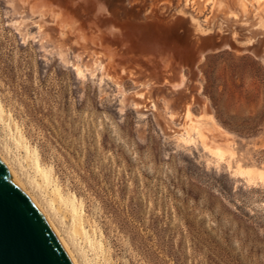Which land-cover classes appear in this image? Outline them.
<instances>
[{"label":"rangeland","instance_id":"obj_1","mask_svg":"<svg viewBox=\"0 0 264 264\" xmlns=\"http://www.w3.org/2000/svg\"><path fill=\"white\" fill-rule=\"evenodd\" d=\"M44 2L116 52L0 0V162L71 263L264 264V0Z\"/></svg>","mask_w":264,"mask_h":264},{"label":"water","instance_id":"obj_2","mask_svg":"<svg viewBox=\"0 0 264 264\" xmlns=\"http://www.w3.org/2000/svg\"><path fill=\"white\" fill-rule=\"evenodd\" d=\"M223 48L215 43L200 55ZM256 56L264 57V45ZM0 264H72L46 220L1 162Z\"/></svg>","mask_w":264,"mask_h":264},{"label":"bare ground","instance_id":"obj_3","mask_svg":"<svg viewBox=\"0 0 264 264\" xmlns=\"http://www.w3.org/2000/svg\"><path fill=\"white\" fill-rule=\"evenodd\" d=\"M12 6L13 9L19 8L22 11H26L28 12V14L30 16H35L38 18V21L44 22L46 20V18H51L54 20V23L56 25H58L59 28L63 29H68L71 32L75 31L77 34L78 39L84 43V44H91V45H95V42H98V47L100 49H103L105 53H101L99 52L97 55V58H99L96 61H99L101 58L105 57L107 58L108 62L110 63L113 58L115 57V49L112 47H106L103 46L100 41H96V40H101V36L102 34L99 33L98 37L96 36H87L84 32H80L79 30H75L76 28V24L74 21L70 20L67 17H64L59 11L55 10V8L51 7L49 4L47 5L44 0H8ZM41 30V28H40ZM98 38V39H97ZM104 54H106L104 56ZM95 61V62H96ZM100 69L102 72V76L107 79L110 80L111 82H113L116 86H119V78L121 77H132L134 75L135 69L133 68H129L128 66H119V71L117 73V78H114V76L112 77V75L106 71V67L103 63L100 62ZM173 72H177L179 74V80L178 81H174L170 84V87L172 88V90H178L180 88H182L184 86V82H185V77L182 74V69H178L176 71ZM122 103L125 102V98H122L121 100ZM133 108L135 110H140L141 104L137 101L133 100ZM189 113V112H187ZM159 118L163 121L165 126H168V121L165 120L164 118L160 117ZM163 131V129H162ZM198 138L200 140V142L204 145L205 148L211 150L214 153H218V150H213L211 148H209V141L207 136L205 135V133L198 131L197 132ZM75 217H77L78 219L80 218V212L76 209H72ZM77 221V220H76ZM79 221V220H78Z\"/></svg>","mask_w":264,"mask_h":264},{"label":"crops","instance_id":"obj_4","mask_svg":"<svg viewBox=\"0 0 264 264\" xmlns=\"http://www.w3.org/2000/svg\"><path fill=\"white\" fill-rule=\"evenodd\" d=\"M178 80H179V74L177 75V78L174 81H178ZM201 104L203 105V97L197 94L194 96L190 94L183 102V105L181 107L182 110L179 112L180 123L182 122L183 124L181 125V127H176V126L174 127H176V129H179V132L183 131V133H185V132L191 131L193 127L195 126L199 130L204 131L207 134H209V136L212 139V142L216 144L223 139V137L221 136L218 130V127L211 123H205V124L202 123L200 116H197L194 113V109L196 107H199V105ZM171 117L172 116H169V119H167L166 117L165 118L168 122L172 123Z\"/></svg>","mask_w":264,"mask_h":264},{"label":"trees","instance_id":"obj_5","mask_svg":"<svg viewBox=\"0 0 264 264\" xmlns=\"http://www.w3.org/2000/svg\"><path fill=\"white\" fill-rule=\"evenodd\" d=\"M224 126H225V128L226 129H228L230 132H233V133H237L238 131H236L234 128H232L231 126H229V125H225V124H223Z\"/></svg>","mask_w":264,"mask_h":264}]
</instances>
